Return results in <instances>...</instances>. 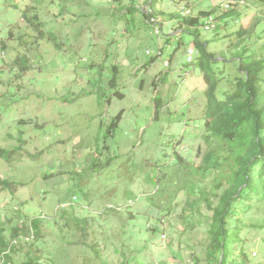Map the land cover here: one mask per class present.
Returning <instances> with one entry per match:
<instances>
[{"label":"rangeland","instance_id":"obj_1","mask_svg":"<svg viewBox=\"0 0 264 264\" xmlns=\"http://www.w3.org/2000/svg\"><path fill=\"white\" fill-rule=\"evenodd\" d=\"M224 1L236 14L222 19ZM184 6L196 16L217 9L218 28L198 29L216 53L223 97L242 75L237 52L264 54L262 0H157L160 35L146 0H0V148L26 142L22 157H0V177L25 183L16 194L0 191V221L9 235L24 217L42 219L12 264H216L203 201L186 222L185 194L170 213L150 200L177 153L199 163L206 149V83L194 36L181 27ZM24 55L27 71L15 63ZM250 230L247 264H264V229Z\"/></svg>","mask_w":264,"mask_h":264},{"label":"trees","instance_id":"obj_2","mask_svg":"<svg viewBox=\"0 0 264 264\" xmlns=\"http://www.w3.org/2000/svg\"><path fill=\"white\" fill-rule=\"evenodd\" d=\"M146 2L150 7V12L146 13L147 20L151 23L150 17L157 16V0ZM139 8L132 5L130 10L134 12ZM215 12L216 8L213 11L200 10L198 16H185L180 11L183 31L194 36L196 60L206 83L205 132L202 134L206 149L199 163L177 153L170 171L159 176V188L150 200L158 199L159 208L170 213L175 211L178 198L185 194L184 209H190V213L181 216L186 217V222L195 219L197 204L203 201L212 211L211 240L207 247L209 261L214 260L216 264H247L249 255L246 245L252 242L250 228L264 229V54L244 49L237 52L242 75L237 77L233 90L219 97L217 90L222 77L214 68L216 53L209 50L208 41L201 38L198 29L205 17ZM235 14L234 9H229L220 17L225 19ZM23 18L33 25L39 36L51 38L54 42L55 35L45 31L38 14L26 11ZM246 33L243 28L238 31L241 37ZM0 44L7 49L5 41ZM56 44L59 46V43ZM15 63L22 71L29 69V59L25 55L19 56ZM19 141L21 145L15 149L0 148V157L9 162L16 155L22 157L25 140L20 138ZM201 152L202 149L199 154ZM210 177L213 183L208 190V185L203 183ZM23 184L22 181L0 177V191L9 190L16 194ZM16 211L21 215L20 206L16 207ZM41 221L39 217L30 220L24 217L21 223L11 228L9 235L6 225L0 221V264H12L16 245L28 237L32 239L31 233L40 235ZM78 223L85 228L87 220L83 223L79 219ZM246 228L249 231L242 235ZM163 229L167 231L168 227L164 225ZM236 250L242 255L241 261ZM26 264L42 263L39 257H30Z\"/></svg>","mask_w":264,"mask_h":264},{"label":"built area","instance_id":"obj_3","mask_svg":"<svg viewBox=\"0 0 264 264\" xmlns=\"http://www.w3.org/2000/svg\"><path fill=\"white\" fill-rule=\"evenodd\" d=\"M222 6L225 9H229L231 7V3L224 1L222 3ZM181 13L183 15H185V16L193 15L191 8H187L186 6L182 7ZM158 20H159L158 17H155V16L150 17L151 24L154 26V28H156L155 33L160 35L162 33V31H163V25H162L161 22L159 23ZM218 23H219V19L216 18L213 14H211V15H208V16L205 17L204 22L202 24V27L205 30L211 31V30H214L215 28L218 27ZM159 26H160L161 30L159 29Z\"/></svg>","mask_w":264,"mask_h":264},{"label":"crops","instance_id":"obj_4","mask_svg":"<svg viewBox=\"0 0 264 264\" xmlns=\"http://www.w3.org/2000/svg\"><path fill=\"white\" fill-rule=\"evenodd\" d=\"M23 202V201H22Z\"/></svg>","mask_w":264,"mask_h":264}]
</instances>
